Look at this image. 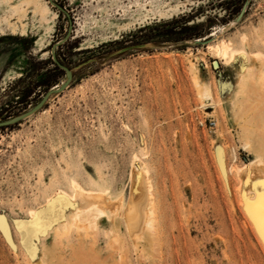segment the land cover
<instances>
[{
    "label": "rangeland",
    "instance_id": "rangeland-1",
    "mask_svg": "<svg viewBox=\"0 0 264 264\" xmlns=\"http://www.w3.org/2000/svg\"><path fill=\"white\" fill-rule=\"evenodd\" d=\"M40 3L44 20L33 0H0V122L44 100L0 127V264H264L236 168L257 157L246 143L264 140V94L237 92L248 61L226 65L211 47L247 34L263 55L245 75L264 76V0ZM134 162L148 172L154 229L138 228L152 245H137L117 211L54 245L73 213L59 190L75 178L127 203Z\"/></svg>",
    "mask_w": 264,
    "mask_h": 264
},
{
    "label": "bare ground",
    "instance_id": "bare-ground-1",
    "mask_svg": "<svg viewBox=\"0 0 264 264\" xmlns=\"http://www.w3.org/2000/svg\"><path fill=\"white\" fill-rule=\"evenodd\" d=\"M33 2L35 3V8H37V11L40 13L42 19L44 20L46 18V15L50 11L49 7L45 4H41L40 0H33ZM13 26H15V25H13ZM263 44H264V40H263ZM211 47H212V50H213L215 56L217 58H219L226 65L237 64L240 58L247 60L248 61L247 66H245V68L242 67V68H244L242 70L245 71V73L250 71L249 69L253 68V65H254V60L249 61V57L254 59L255 58L254 56L262 54L261 52L260 53H258L256 51L252 52L249 50V47H251V38L247 34H242L240 36V44H238L233 39H224L223 38ZM260 68L262 70H264V59L260 64ZM245 73H244V75L243 74L239 75V71H238L239 77L237 79V83H238L239 91H237V92H239L244 98L248 99V101L250 100L249 99L250 97L252 98L253 94H257L259 96L263 95L264 94V82H263L264 76H262L259 79H256V78L252 77V75L254 73H252V75L250 74L248 76H246ZM196 75H198V74H196ZM260 75H258V76H260ZM254 76H257V75L254 74ZM258 76H257V78H258ZM197 85H198L199 95L202 99L213 100L212 94H211L210 89L208 87H204V86H201L199 84H197ZM242 96H241V98H242ZM240 101H242V100H240ZM242 103L244 104V101ZM241 108H242V106H241ZM35 110H37V108H34V109L32 108L30 111L15 117V120H19L21 118H24L28 114L32 113ZM241 110L242 109H239V107H238V109L236 107V113H238ZM250 119H247L248 123H249ZM253 119L254 118H252V120ZM247 120H245V121L247 122ZM252 120H251V122H252ZM251 124L254 125V123H251ZM260 125H257V126H259V127H257L258 129L252 128V130L253 129H257V130L261 129L262 130V126L260 127ZM244 126H245L244 128H247L248 125L247 126L244 125ZM260 131H259V133L261 134ZM263 135H264V133L261 134V136H263ZM248 136H250V134ZM263 138H264V136H263ZM246 139H248V138H246ZM247 141H250V140H247ZM245 147H247L250 150L255 151L257 154V157L255 158V160L251 161V163L249 165L236 167L238 170V174L240 176V179H241V189H242L241 197L242 198L240 199L241 200L240 204L245 208L248 216L251 218L255 228L259 232V234H260V236L264 242V235L261 234V229L264 228V222H262L260 209L258 206L259 195L261 193H264V140L261 142V139H260V142L256 145V148H253V146L250 142H247ZM138 162H139V160H138ZM137 165L134 162L133 166H132V170H131V174H130L131 193L129 195L130 199L127 203H124L122 201V198H120L117 201V203L116 202L114 203L112 200H110V198L108 196L109 194L108 195L106 194L108 192L98 191V190H94V189H88V188L84 187L82 185V183L75 178L70 180L71 192H67L65 189L64 190L60 189L59 192L57 193V195H65V196H67V198H69L70 202L73 204V213H72L69 221L68 220L66 221L64 219L65 222L62 226L56 225L57 227L54 230V237H53V240L55 241L54 245L59 244L58 242H60V240L63 237L68 235V232L72 229V227L76 228V231H78L77 242L78 241L81 242L83 240V238L89 236V234H88V236L86 234L89 232H85V231H89L91 229H92V231H95V229L93 230V228H96V225L98 224V219L100 218V216H102L103 214H106L108 216V213L117 211V213L120 214L118 216L124 217L128 230L134 236V238L137 240L136 241L138 243L137 245H139V243L141 242L143 244L144 248L150 247V245H152V243H151L152 239H150V237H151L150 235H152V234L148 235L145 232L144 234L147 235V237H146L145 235L142 234V231H140V228H138V227H139V225H141V227L145 228L144 230H146V231L148 230V232H153V229H154L153 226L155 223L153 216H155V215H153L154 211L152 209L153 205H152V198L150 196V186H149L148 176H147L148 172L144 169V165H143V167H139ZM51 201H53V197L48 196L44 206L46 204L50 203ZM32 214L34 216H37L38 210L34 209V211H32ZM29 216H31V215H29ZM34 216H33V218H34ZM110 218H112V217H110ZM51 228H53V227H51ZM50 230H52V229H50ZM81 231H83L84 234H82L83 232H81ZM154 235H156V234H154ZM144 237L147 239L149 238L148 240L151 242H149L148 240H145L146 243H144V239H145ZM113 239L119 240V238L117 239V237L113 238ZM149 243H150V245H149ZM70 245H71V243H70ZM81 245H80V247H81ZM78 246L79 245L72 246L71 248H72V250L75 251L78 249ZM88 249L90 250V248H88ZM81 251H83V249ZM47 254H50V253L47 252ZM82 254H83V252H82ZM76 256H77V254H76ZM120 256H122V254H120ZM112 257H114V256H112ZM78 258H79V255H78ZM120 258L121 259H119V263L121 264L122 261H120V260H123V259L125 260V257L123 259H122V257H120ZM60 259H58V261ZM69 260H71V259H69ZM61 261H63V260H61ZM75 262H77L76 259L74 261V264H76ZM104 263H106V262H104ZM72 264H73V261H72Z\"/></svg>",
    "mask_w": 264,
    "mask_h": 264
},
{
    "label": "water",
    "instance_id": "water-1",
    "mask_svg": "<svg viewBox=\"0 0 264 264\" xmlns=\"http://www.w3.org/2000/svg\"><path fill=\"white\" fill-rule=\"evenodd\" d=\"M215 63H217V61L215 60L214 61V64ZM71 79H72V73L68 70L67 71V81L58 89V90H51L49 93H48V95L49 94H51L52 92H55V91H61V90H63L68 84H69V82L71 81ZM47 95V96H48ZM43 102H44V100L42 101V102H40L39 104H37L36 106H34L33 107V109L34 108H37V110L38 109H40L41 107H42V105H43ZM31 110V109H30ZM29 110V111H30ZM37 110H35V111H37ZM35 111H33V112H35ZM28 112V111H27ZM32 112V113H33ZM26 113V112H25ZM24 114V113H23ZM31 114V113H30ZM30 114H28V115H30ZM27 115V116H28ZM19 116V115H18ZM26 116V117H27ZM17 117V116H16ZM25 118V117H24ZM21 119H23V118H21ZM21 119H19V120H21ZM19 120H15V117H13V118H11V119H8V120H5V121H2V122H0V127L1 126H8V125H10V124H13V123H16L17 121H19Z\"/></svg>",
    "mask_w": 264,
    "mask_h": 264
},
{
    "label": "snow or ice",
    "instance_id": "snow-or-ice-1",
    "mask_svg": "<svg viewBox=\"0 0 264 264\" xmlns=\"http://www.w3.org/2000/svg\"><path fill=\"white\" fill-rule=\"evenodd\" d=\"M259 209L261 214L262 222H264V193L259 195ZM261 234L264 235V228L261 229Z\"/></svg>",
    "mask_w": 264,
    "mask_h": 264
}]
</instances>
